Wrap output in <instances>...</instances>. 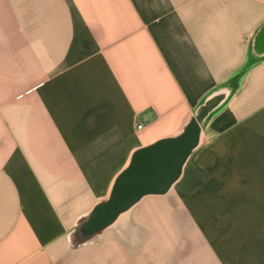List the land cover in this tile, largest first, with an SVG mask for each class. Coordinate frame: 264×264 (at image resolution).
Instances as JSON below:
<instances>
[{
	"label": "crops",
	"instance_id": "obj_1",
	"mask_svg": "<svg viewBox=\"0 0 264 264\" xmlns=\"http://www.w3.org/2000/svg\"><path fill=\"white\" fill-rule=\"evenodd\" d=\"M231 86L170 189L73 246ZM0 264H264V0H0Z\"/></svg>",
	"mask_w": 264,
	"mask_h": 264
},
{
	"label": "water",
	"instance_id": "obj_2",
	"mask_svg": "<svg viewBox=\"0 0 264 264\" xmlns=\"http://www.w3.org/2000/svg\"><path fill=\"white\" fill-rule=\"evenodd\" d=\"M249 66L246 65L236 77L242 75ZM233 90L234 86H231L227 95L222 89L213 91L179 135L157 140L138 149L130 164L115 180L110 196L97 203L72 231V241L76 244L92 242L143 196L166 193L181 174L191 152L200 144L208 114L224 98L226 100Z\"/></svg>",
	"mask_w": 264,
	"mask_h": 264
},
{
	"label": "built area",
	"instance_id": "obj_3",
	"mask_svg": "<svg viewBox=\"0 0 264 264\" xmlns=\"http://www.w3.org/2000/svg\"><path fill=\"white\" fill-rule=\"evenodd\" d=\"M138 127H139V128H142V124H139Z\"/></svg>",
	"mask_w": 264,
	"mask_h": 264
},
{
	"label": "rangeland",
	"instance_id": "obj_4",
	"mask_svg": "<svg viewBox=\"0 0 264 264\" xmlns=\"http://www.w3.org/2000/svg\"><path fill=\"white\" fill-rule=\"evenodd\" d=\"M75 245H76V246H78V244H76V243H73V246H75Z\"/></svg>",
	"mask_w": 264,
	"mask_h": 264
}]
</instances>
